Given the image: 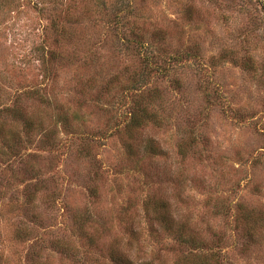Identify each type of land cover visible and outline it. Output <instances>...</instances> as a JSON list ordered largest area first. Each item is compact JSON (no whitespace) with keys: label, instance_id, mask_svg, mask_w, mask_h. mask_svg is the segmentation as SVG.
<instances>
[{"label":"rangeland","instance_id":"obj_1","mask_svg":"<svg viewBox=\"0 0 264 264\" xmlns=\"http://www.w3.org/2000/svg\"><path fill=\"white\" fill-rule=\"evenodd\" d=\"M120 259L264 264V0H0V264Z\"/></svg>","mask_w":264,"mask_h":264},{"label":"trees","instance_id":"obj_2","mask_svg":"<svg viewBox=\"0 0 264 264\" xmlns=\"http://www.w3.org/2000/svg\"><path fill=\"white\" fill-rule=\"evenodd\" d=\"M141 116H142V120H141ZM147 117H149V115H146L145 110L137 109L136 114L131 119V124L132 125H139V126H142L143 124H147L149 122L147 120ZM149 149H150V147H149ZM128 262H129V264H135L132 261H128ZM119 264H125L124 260L120 259Z\"/></svg>","mask_w":264,"mask_h":264}]
</instances>
